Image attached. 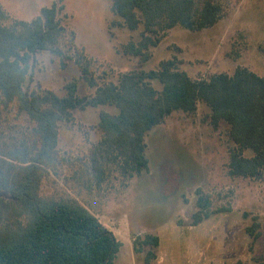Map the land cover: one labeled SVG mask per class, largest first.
Instances as JSON below:
<instances>
[{
	"label": "trees",
	"instance_id": "trees-1",
	"mask_svg": "<svg viewBox=\"0 0 264 264\" xmlns=\"http://www.w3.org/2000/svg\"><path fill=\"white\" fill-rule=\"evenodd\" d=\"M109 1L110 12L120 19L112 27L133 32L141 26L138 40L121 48L139 66L153 57V49L174 27L191 32L210 28L236 2ZM65 19L62 0L41 7L29 21L12 17L0 3V192L6 196L0 197V264H113L121 243L91 211V203L116 186L126 189L148 171L146 137L174 112L190 115L205 106L208 124L224 126L231 144L227 174L263 178V77L239 65L232 73L192 78L175 55L153 70L98 71L101 65L75 45ZM46 50L59 57L61 69L67 61L79 69L77 79L63 84L61 96L34 81L36 56ZM259 50L264 54V48ZM78 81L90 91L79 96ZM99 106L116 112L99 111L94 126L98 138L87 151L61 152L60 127L72 123L73 111ZM50 175H61L63 188L44 195L42 183ZM194 195L193 225L210 215L208 195L199 187ZM248 216L242 214L243 219ZM250 220L245 232L251 242L258 237L264 241V222L258 215ZM158 246L159 238L146 233L134 239L132 250ZM155 258L154 252H146V262ZM252 264H264V252Z\"/></svg>",
	"mask_w": 264,
	"mask_h": 264
},
{
	"label": "rangeland",
	"instance_id": "rangeland-1",
	"mask_svg": "<svg viewBox=\"0 0 264 264\" xmlns=\"http://www.w3.org/2000/svg\"><path fill=\"white\" fill-rule=\"evenodd\" d=\"M51 1L0 0V3L12 17L29 21ZM62 3L64 24L75 33V45L98 61L101 65L98 71L153 70L160 60L175 55L192 78L232 73L239 65L264 78V54L259 50L264 48V0H236L225 18L201 31L174 27L142 66L121 52L129 40H138L141 26L133 32L125 27H112L111 23L120 19L110 12L109 0H62ZM36 58L34 81L58 96L64 94V83L79 76L72 61L61 69L59 57L47 50ZM154 86L159 88L157 82ZM89 91L84 81L77 82L79 96ZM101 110L116 112L106 106L74 110L72 123L60 127L58 149L71 153L87 151L90 142L98 138L94 126ZM205 112L203 105L190 115L174 112L153 128L146 137L148 171L132 180L126 189L116 186L104 198L98 197L91 203V211L121 243L113 264H252L253 258L263 254V238L251 242L245 227L250 224L251 215H258L264 222V176L253 180L227 174L231 144L225 136V127L213 129L204 117ZM61 177L50 175L49 180L43 181L42 194L61 190ZM197 187L208 195L210 215L193 225L191 215L196 210ZM0 197L6 198L2 192ZM226 208L227 211L221 210ZM243 213H248V218L243 219ZM146 233L156 235L159 246L133 252L134 239ZM149 250L156 258L146 262Z\"/></svg>",
	"mask_w": 264,
	"mask_h": 264
}]
</instances>
